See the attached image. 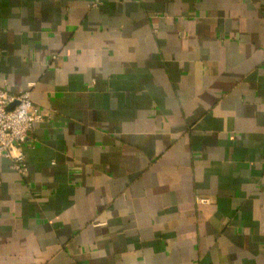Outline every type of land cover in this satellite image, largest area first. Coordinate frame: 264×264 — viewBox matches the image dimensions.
<instances>
[{
  "label": "crops",
  "instance_id": "obj_1",
  "mask_svg": "<svg viewBox=\"0 0 264 264\" xmlns=\"http://www.w3.org/2000/svg\"><path fill=\"white\" fill-rule=\"evenodd\" d=\"M0 87V264H264V0H0Z\"/></svg>",
  "mask_w": 264,
  "mask_h": 264
},
{
  "label": "built area",
  "instance_id": "obj_2",
  "mask_svg": "<svg viewBox=\"0 0 264 264\" xmlns=\"http://www.w3.org/2000/svg\"><path fill=\"white\" fill-rule=\"evenodd\" d=\"M42 119L43 114L32 103L28 90L12 94L0 87V157L9 159L18 173L25 172L27 166L23 144L35 123ZM200 201L207 203L208 199Z\"/></svg>",
  "mask_w": 264,
  "mask_h": 264
}]
</instances>
